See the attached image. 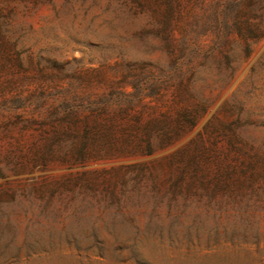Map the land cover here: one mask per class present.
I'll return each mask as SVG.
<instances>
[{"label": "rangeland", "instance_id": "1", "mask_svg": "<svg viewBox=\"0 0 264 264\" xmlns=\"http://www.w3.org/2000/svg\"><path fill=\"white\" fill-rule=\"evenodd\" d=\"M237 3L0 0V264H264V194L200 184L264 150Z\"/></svg>", "mask_w": 264, "mask_h": 264}, {"label": "trees", "instance_id": "2", "mask_svg": "<svg viewBox=\"0 0 264 264\" xmlns=\"http://www.w3.org/2000/svg\"><path fill=\"white\" fill-rule=\"evenodd\" d=\"M252 1L253 0H238L237 3L238 8L236 13H238L239 16H246V18L241 21L247 24V15L249 14V7ZM240 28L241 27H239V31ZM229 142L234 149L238 150L245 156V161L243 162L240 171L230 165H226L219 169L217 175L207 179L204 177L200 181V184L202 186L212 184L217 188L235 189L237 191H260L264 194V150L241 141V139L234 134L229 137ZM190 161L192 163L195 159H191ZM238 172L243 176L235 177V174Z\"/></svg>", "mask_w": 264, "mask_h": 264}]
</instances>
